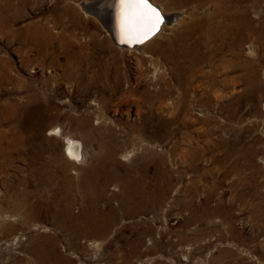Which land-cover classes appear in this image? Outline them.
<instances>
[{
	"label": "rangeland",
	"instance_id": "obj_1",
	"mask_svg": "<svg viewBox=\"0 0 264 264\" xmlns=\"http://www.w3.org/2000/svg\"><path fill=\"white\" fill-rule=\"evenodd\" d=\"M93 1L0 0V264H264V0H155L179 24L138 50ZM79 212L106 234L76 238Z\"/></svg>",
	"mask_w": 264,
	"mask_h": 264
},
{
	"label": "bare ground",
	"instance_id": "obj_2",
	"mask_svg": "<svg viewBox=\"0 0 264 264\" xmlns=\"http://www.w3.org/2000/svg\"><path fill=\"white\" fill-rule=\"evenodd\" d=\"M149 1H151V3L157 5L160 8L161 13L165 16V20L160 25L157 33L151 36L148 40L142 43L136 44V45H132L134 43H122L121 42V4H120V0H94L91 4L87 6H84V5H81V6L83 9H85L86 13L94 14L99 19L106 34L110 37V39L115 45L121 48H127V49L133 48V50L134 49L138 50L141 47L142 48L143 47H148V48L156 47L154 46V43L158 40V38L162 36L165 27L168 26V27L173 28L174 25L177 26L179 24V23L171 24V22L174 20L173 16L167 13V11L164 9L162 4L155 2V0H149ZM181 1L186 2L188 0H181ZM198 1H202V2L208 1L213 5L214 9L217 8V4L219 3V1L225 2V4L230 2V0H198ZM18 17H20V15H18ZM240 25L241 23H228L224 27V30H223L224 35H226V33L229 32V29L236 28V26H240ZM216 27H217V23H212V31L208 32L209 36L217 35V31L214 30ZM198 28H201V26L198 25L197 23H192L191 25L186 26V31L188 33H192L194 31H197ZM40 30L44 34L42 36L43 41L46 40V37L47 38L50 37L51 34L45 28V26H40ZM201 34L204 36L207 33L201 30ZM167 45L168 46L165 45L163 46V48H159L158 52L164 54L165 56L168 55L169 60H171L175 64L176 61L174 60L173 55L169 53L170 52L169 49H173V46L171 45V43H168ZM42 47L46 49L45 42L42 43ZM188 52H189L190 62L193 63V66L196 65L197 61H200V53H199L200 51H199L198 46L196 45L193 49L188 50ZM68 62L69 64H67V66H68V69H70L68 77L82 74L81 73L82 72L81 71L82 70L81 69V58L78 56V54L72 55L71 59H69ZM192 71H196V69L192 68ZM115 80H116V88H117L120 85V79L116 78ZM243 80L247 82L249 79L244 78ZM43 110H44L43 107H35V108L30 109V113H29V116L31 117L30 121H36L37 119H39V117H41V115L43 114ZM61 133H62L61 128L58 126L53 127L48 132L49 135H54V136H61L62 135ZM64 138H65V144H66L64 154L71 160H74L77 162L81 161L82 159L81 143L78 140H75L68 136H65ZM129 156H131V153H127L123 155V158L126 159ZM84 210L85 209H83L81 212L83 213ZM81 212H79L75 216H72V218L74 219L73 220L74 225L72 227V232L75 235V237L76 238L80 236L103 237L108 231V228L111 223V219L109 217L108 218H97L96 216H89L87 219L86 216L84 215L81 216L82 214ZM89 243L92 246H97L99 244V241L93 240V241H90Z\"/></svg>",
	"mask_w": 264,
	"mask_h": 264
},
{
	"label": "snow or ice",
	"instance_id": "obj_3",
	"mask_svg": "<svg viewBox=\"0 0 264 264\" xmlns=\"http://www.w3.org/2000/svg\"><path fill=\"white\" fill-rule=\"evenodd\" d=\"M120 4L122 43H142L159 30L160 13L149 0H120Z\"/></svg>",
	"mask_w": 264,
	"mask_h": 264
},
{
	"label": "water",
	"instance_id": "obj_4",
	"mask_svg": "<svg viewBox=\"0 0 264 264\" xmlns=\"http://www.w3.org/2000/svg\"><path fill=\"white\" fill-rule=\"evenodd\" d=\"M149 3H150V5L156 10V11H158L159 13H160V17H161V24L164 22V20H165V16L161 13V10H160V8L157 6V5H155V4H153V3H151V1H149ZM160 24V25H161ZM158 32V31H157ZM156 32V33H157ZM136 44H139V43H134V44H132V45H136Z\"/></svg>",
	"mask_w": 264,
	"mask_h": 264
}]
</instances>
